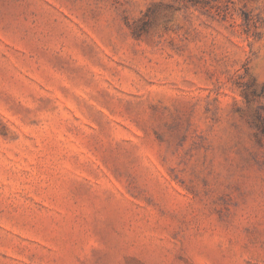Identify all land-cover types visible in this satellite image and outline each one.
Listing matches in <instances>:
<instances>
[{"label":"rangeland","instance_id":"374dc122","mask_svg":"<svg viewBox=\"0 0 264 264\" xmlns=\"http://www.w3.org/2000/svg\"><path fill=\"white\" fill-rule=\"evenodd\" d=\"M0 264H264V0H0Z\"/></svg>","mask_w":264,"mask_h":264}]
</instances>
